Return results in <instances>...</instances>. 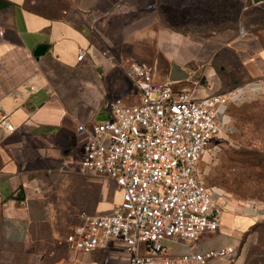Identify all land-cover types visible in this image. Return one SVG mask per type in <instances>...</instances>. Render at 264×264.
Segmentation results:
<instances>
[{"label":"crops","instance_id":"1","mask_svg":"<svg viewBox=\"0 0 264 264\" xmlns=\"http://www.w3.org/2000/svg\"><path fill=\"white\" fill-rule=\"evenodd\" d=\"M0 1L1 6L9 3L0 7V112L13 126L12 131L0 127V241L27 245L30 232L47 225L54 243L65 246L64 236L80 224L81 213H108L120 201L114 181L81 171L84 135L77 131L82 122H96L108 98L132 104L127 102L130 90L137 96L125 72L102 57L94 43L118 0H62L65 7L56 13L39 10L53 7L54 0ZM39 44L47 50L36 58L33 52ZM80 53H85L83 61H77ZM256 58L264 63V47ZM192 88L197 97L207 94L204 85ZM116 193L118 199L111 201ZM221 230L223 240L215 248H235L230 237L236 235L234 229L225 223ZM202 237L198 243L205 241ZM168 246L176 254L185 249L184 244ZM52 254H34L28 264H127L117 241L90 254ZM233 256L208 264L244 262L242 256Z\"/></svg>","mask_w":264,"mask_h":264},{"label":"rangeland","instance_id":"2","mask_svg":"<svg viewBox=\"0 0 264 264\" xmlns=\"http://www.w3.org/2000/svg\"><path fill=\"white\" fill-rule=\"evenodd\" d=\"M53 4L39 10L56 13L65 7L62 0ZM106 17L94 43L122 72L138 62L152 69L154 79L164 81L177 65L188 73L185 86L204 85L207 94L242 92L243 98L227 107L233 130L214 141L200 163L205 183L221 195L220 226L196 243L199 248H215L223 240L226 223L236 233L229 235L236 245L233 257L242 256V264H264V63L256 58V51L264 47V0H118ZM130 92L127 102H135ZM111 106L108 98L94 120H105ZM118 197L116 193L111 201ZM51 252L54 258L75 253L55 244L50 227L42 225L30 232L27 245L0 241V264H28L34 254Z\"/></svg>","mask_w":264,"mask_h":264},{"label":"built area","instance_id":"3","mask_svg":"<svg viewBox=\"0 0 264 264\" xmlns=\"http://www.w3.org/2000/svg\"><path fill=\"white\" fill-rule=\"evenodd\" d=\"M84 58L77 55V61ZM125 75L137 100L115 99L106 120L77 126L84 135L81 171L114 181L120 201L108 213H81L63 243L90 254L117 241L127 264H208L229 257L233 246L202 249L196 243L220 226L221 195L205 183L200 163L213 142L233 130L227 107L242 92L197 97L182 81L157 82L138 62L129 63ZM0 127L13 130L3 112ZM168 243L185 249L176 254Z\"/></svg>","mask_w":264,"mask_h":264},{"label":"water","instance_id":"4","mask_svg":"<svg viewBox=\"0 0 264 264\" xmlns=\"http://www.w3.org/2000/svg\"><path fill=\"white\" fill-rule=\"evenodd\" d=\"M253 1L256 3L262 0H253ZM46 50H47V45L39 44L35 48L33 55L36 58H40L42 55L45 54ZM187 77H188V73L185 72L184 70H181V69L179 70L177 66H172L170 73L168 75V79L170 81H183L184 79H187ZM201 82H203V80H201Z\"/></svg>","mask_w":264,"mask_h":264},{"label":"trees","instance_id":"5","mask_svg":"<svg viewBox=\"0 0 264 264\" xmlns=\"http://www.w3.org/2000/svg\"><path fill=\"white\" fill-rule=\"evenodd\" d=\"M0 2H1V1H0ZM0 4H1V3H0ZM8 5H9V3L4 2V6H1V5H0V7L6 8Z\"/></svg>","mask_w":264,"mask_h":264}]
</instances>
